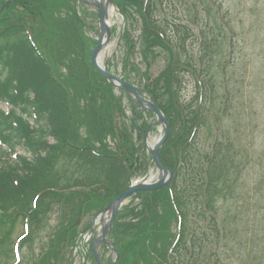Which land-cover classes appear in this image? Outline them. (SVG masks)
Here are the masks:
<instances>
[{
  "label": "trees",
  "instance_id": "1",
  "mask_svg": "<svg viewBox=\"0 0 264 264\" xmlns=\"http://www.w3.org/2000/svg\"><path fill=\"white\" fill-rule=\"evenodd\" d=\"M6 1L0 0V9ZM77 1L11 0L0 13V102L11 105L8 113L0 107V255L2 249L8 253L0 256V264H69L88 218L151 161L134 130L142 141L147 116L154 119V114L140 113L129 93L117 95L94 68L90 46L96 41L85 33L86 14L79 15ZM114 1L126 20L121 75L164 111L170 131L160 156L174 171L166 186L135 193L118 212L112 231L120 251L117 264H240L243 242L241 251L236 244L234 260L226 262L221 255L222 247L239 238L228 230L226 210L219 205L221 199H235L234 184L253 159L243 145L236 146L222 121L212 120L218 99L217 119L230 113L235 101L229 87L217 92L218 78L226 76L238 47L231 9L220 0H195L205 14L198 9L197 17L180 19L175 9L181 1ZM68 20L71 28L62 25ZM62 26L76 50L65 45ZM186 75L194 86L189 98L183 94ZM214 130L206 145L204 136ZM19 219L22 233L12 238ZM43 231L36 255L32 244Z\"/></svg>",
  "mask_w": 264,
  "mask_h": 264
},
{
  "label": "rangeland",
  "instance_id": "2",
  "mask_svg": "<svg viewBox=\"0 0 264 264\" xmlns=\"http://www.w3.org/2000/svg\"><path fill=\"white\" fill-rule=\"evenodd\" d=\"M11 1V0H10ZM173 1V0H172ZM181 1L175 9L177 18L184 19L196 16L197 10L201 9L199 15H204L202 7L195 2V0H175ZM225 7H229L235 21L238 25V47L234 52V60L226 69V76L223 75L218 78L217 92H222L226 88L233 90V97L235 101L231 104L230 113L218 116V119L213 115L219 113V99L218 103L212 106V120L213 123L222 121L221 127L227 131L231 139L234 140L236 146L241 147L243 145L244 153L251 152L252 161L249 165L245 166V169L241 176L236 180L234 184V196L235 199H221L220 209H225L224 218L227 223L228 230L233 232L232 236H238L239 241L231 242L227 247L221 248V255L226 262L234 260V255L239 253L240 244L244 243L245 257L241 259L240 264H264V0H220ZM168 2V1H167ZM174 2V1H173ZM110 14L108 20L111 22V27L115 28V31L110 37V47L108 48L106 55L103 59V64L111 72L121 75L122 73V48L119 41L118 33L122 29V25L125 24V17L118 11L114 3L109 4ZM170 6V2H168ZM76 9L82 16L86 14L85 18V33L88 37L96 39L98 36V19L97 8L93 5H87L84 3H76ZM136 21L134 23L133 33L137 38L140 35V20L135 15ZM132 22V19H129ZM212 22V20H211ZM202 24L203 22H198ZM66 28H71L72 24L70 20L64 22ZM128 25V23H127ZM194 28L195 33L199 31L195 25H191ZM62 26V32L64 33L65 45L68 44V48L76 50V42L73 44L71 41L69 31ZM212 33H210V36ZM194 39L190 40L193 41ZM67 46V45H66ZM95 44L91 43L90 51L94 50ZM195 49L199 47V42L194 44ZM73 52V51H71ZM90 53V57H91ZM87 54V53H86ZM163 63H160L159 68L154 71L155 74L161 70ZM104 67V65H102ZM186 75L185 88L183 94L189 98L193 94V83L189 82V77ZM116 94L120 96L118 90H115ZM125 97V96H124ZM123 102L128 106V98H123ZM1 107L6 109L5 104H1ZM127 113L131 118L132 114L128 107ZM150 119V118H149ZM220 119V120H219ZM153 128L150 133V143L153 144L163 133V126ZM220 127V126H216ZM217 130L212 131L211 136H204L206 145L212 142V137H215ZM214 140V139H213ZM21 151V150H20ZM246 155L242 157L245 159ZM148 176L145 178L148 181L157 180L160 176L159 171L155 166L151 165L148 170ZM142 176H135L133 182L140 180ZM128 199L126 202H129ZM140 199H136L135 203H138ZM100 216V215H99ZM104 217V215H101ZM101 218V217H100ZM49 224H53V221H49ZM205 227V223L203 222ZM197 225L202 223L198 222ZM174 230V229H173ZM22 233V223L20 219L17 221L13 230L12 238H17ZM46 232L43 231L34 240L32 244V250L35 254L40 253L42 239H45ZM239 242V250L236 244ZM9 247V245H8ZM232 248V250H231ZM207 251L212 252V243L207 244ZM22 256L25 257L27 253V247L23 246ZM7 251L2 249L1 257H6ZM10 254V253H9ZM108 257L115 256L113 251L107 252ZM85 260L83 255L78 251L74 254V264H84ZM91 264V263H85ZM233 264V263H230ZM237 264V263H234Z\"/></svg>",
  "mask_w": 264,
  "mask_h": 264
},
{
  "label": "water",
  "instance_id": "3",
  "mask_svg": "<svg viewBox=\"0 0 264 264\" xmlns=\"http://www.w3.org/2000/svg\"><path fill=\"white\" fill-rule=\"evenodd\" d=\"M87 3H91L95 5L99 9V37H98V44L94 48L91 54V61L95 68L110 82L115 84L116 86L123 87L127 89L128 91L132 92L138 101L143 106V109H149L156 113L157 115V121L156 124H163L164 126V135L160 138L158 143L155 145V147L151 148V153L153 156V159L160 171L159 178L152 182H140V183H133L130 187H128L124 192H122L116 199L112 200L101 212H107L109 211L110 217L109 220L103 224V230L102 235L98 237L93 242V252L97 261V264H101L100 258L98 255V247L97 244H101L105 242L109 248L117 252V258L112 262V264H115L120 256L113 239L108 240V234L110 233L113 222L115 219V216L117 214V211L124 205L126 199L132 195L133 193L137 191H143V190H154L158 189L160 187L165 186L168 182H170L174 177V172L171 168L165 167L163 164L161 157H160V149L163 146V144L166 141L167 135L169 133V123L168 120L161 110V108L158 106V104L151 98L144 97L139 89L136 86H133L129 84L128 82L124 81L119 76L115 75L114 73L106 71L105 67H102L96 60V55L99 52V50L102 47L103 41L106 40V43H109L110 37H111V27L109 25V12H110V5L111 3H114L113 0H84ZM152 126V125H151ZM150 126V127H151ZM148 128V130L150 129ZM147 130V131H148ZM145 140H146V134H145ZM94 224V221H92V225Z\"/></svg>",
  "mask_w": 264,
  "mask_h": 264
},
{
  "label": "bare ground",
  "instance_id": "4",
  "mask_svg": "<svg viewBox=\"0 0 264 264\" xmlns=\"http://www.w3.org/2000/svg\"><path fill=\"white\" fill-rule=\"evenodd\" d=\"M109 47H110V43H106V40H104L101 49L96 55V60L98 61L99 64H102L103 59Z\"/></svg>",
  "mask_w": 264,
  "mask_h": 264
}]
</instances>
